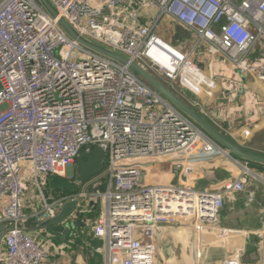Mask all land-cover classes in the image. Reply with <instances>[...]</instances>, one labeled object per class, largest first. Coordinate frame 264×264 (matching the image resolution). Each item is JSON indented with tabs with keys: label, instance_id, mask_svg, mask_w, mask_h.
<instances>
[{
	"label": "built area",
	"instance_id": "obj_1",
	"mask_svg": "<svg viewBox=\"0 0 264 264\" xmlns=\"http://www.w3.org/2000/svg\"><path fill=\"white\" fill-rule=\"evenodd\" d=\"M49 1L80 35L181 89L176 95L209 118L217 82L192 53L264 82V0ZM95 146L105 152L104 175L77 194L46 196V177L74 179L76 156ZM216 155L226 154L189 118L127 67L76 44L37 0H0V264H44L57 247L36 231L78 198L104 203L91 224L104 264H243L202 257L233 233L220 225L226 199L260 177L244 163L237 176L211 181L193 161ZM28 183L41 198L34 211ZM182 227L189 243L175 236ZM238 233L253 249L257 234Z\"/></svg>",
	"mask_w": 264,
	"mask_h": 264
},
{
	"label": "crops",
	"instance_id": "obj_2",
	"mask_svg": "<svg viewBox=\"0 0 264 264\" xmlns=\"http://www.w3.org/2000/svg\"><path fill=\"white\" fill-rule=\"evenodd\" d=\"M259 51L262 50L258 47L256 53ZM192 57L202 69L205 65L208 76L217 82L214 89L215 97L208 106L211 118L192 108L238 147L264 156V82L253 76H240L229 65L222 64L219 58L197 56L194 53ZM230 81L232 83L228 84ZM191 86L195 90L199 88L195 84ZM244 163H247L248 169L257 175L261 170L264 172L262 164L226 155H216L212 159L196 158L193 161V165L202 176L211 181L229 175L237 176L240 173L239 166ZM258 179H250L242 192L235 193L231 200L226 199L224 202L219 215L220 225L231 228L233 233L222 247L204 251L202 253L204 262H221L237 256L243 264H264V183ZM211 187L214 188L215 185ZM91 188L89 185L86 190L90 192ZM81 189L82 185L76 184L70 189L44 192L46 196L57 197L70 193L77 194L82 191ZM25 195V198L30 200L27 205L28 211H34L41 206V198L30 183L27 184ZM102 207V201L91 203L90 206L84 201L76 206L65 221V225L69 227V234L64 241L59 239L58 232L51 233L47 228L40 227L36 231V238L48 239L57 247L56 249L49 247L51 252L44 264H104L105 257L100 250L104 242L101 238L94 237L91 230L92 221L100 214ZM28 223L33 226L31 219ZM238 230H251L257 234L254 235L253 249L243 248L241 234H237ZM190 235V227H182L175 233L177 238L187 243L191 241Z\"/></svg>",
	"mask_w": 264,
	"mask_h": 264
},
{
	"label": "water",
	"instance_id": "obj_3",
	"mask_svg": "<svg viewBox=\"0 0 264 264\" xmlns=\"http://www.w3.org/2000/svg\"><path fill=\"white\" fill-rule=\"evenodd\" d=\"M37 2L44 8V10L53 18H57V24L60 29L76 44L84 50L91 53L94 57L107 58L113 62L127 67L133 73L142 78L149 86H151L164 100V104L176 108L179 112L189 118L206 136L216 142V145L225 152L226 155L241 159L247 162L264 165V156L257 155L238 147L234 142L217 130L209 121L204 118L199 112L190 107L185 101L169 89L162 81H160L154 74L150 73L137 62L127 58L126 56L113 51L107 47L92 42L82 35H80L72 26L63 18L58 17L56 9L49 0H37ZM181 158L174 159L179 161ZM172 161V162H173ZM171 163H147L146 167H157ZM105 166V152L99 147L95 146L90 151H81L75 158L73 165V173L75 183L83 184L85 187L91 183L95 178L104 175ZM53 189H70L74 186L57 184V182H50ZM80 198L71 199L64 203L60 212L55 216L41 224V227L47 228L51 233H59V239L64 241L69 234V227L65 225V219L78 206ZM2 225H0V231Z\"/></svg>",
	"mask_w": 264,
	"mask_h": 264
},
{
	"label": "rangeland",
	"instance_id": "obj_4",
	"mask_svg": "<svg viewBox=\"0 0 264 264\" xmlns=\"http://www.w3.org/2000/svg\"><path fill=\"white\" fill-rule=\"evenodd\" d=\"M152 13L154 14V15H156V13H157V11H156V8L154 9H152ZM206 66H208V65H206ZM203 71L207 74V75H209V73L207 72V68L205 67V65H204V69H203ZM175 89H172L173 90V92H175V93H177L178 94V92L179 91H182L181 89H176V87H174ZM187 94H188V96L190 97V98H195L196 99V96L195 95H193V94H191V93H189V92H187ZM258 176H260L259 177V181L260 182H263L264 183V172L261 170V171H259L258 172ZM46 179H47V185L44 187V190L45 191H47V190H53V188L51 187V184H50V182H52V181H55V182H57V184L59 185V184H62V185H68V186H74V184H76L75 183V181H74V179L73 178H62V177H59V176H56V175H48L47 177H46ZM76 186V185H75ZM74 186V187H75ZM73 188V187H72ZM103 206H104V203H103Z\"/></svg>",
	"mask_w": 264,
	"mask_h": 264
},
{
	"label": "bare ground",
	"instance_id": "obj_5",
	"mask_svg": "<svg viewBox=\"0 0 264 264\" xmlns=\"http://www.w3.org/2000/svg\"><path fill=\"white\" fill-rule=\"evenodd\" d=\"M264 181V180H263Z\"/></svg>",
	"mask_w": 264,
	"mask_h": 264
}]
</instances>
